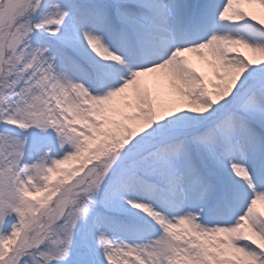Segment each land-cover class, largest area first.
<instances>
[{"label": "snow or ice", "instance_id": "1", "mask_svg": "<svg viewBox=\"0 0 264 264\" xmlns=\"http://www.w3.org/2000/svg\"><path fill=\"white\" fill-rule=\"evenodd\" d=\"M0 264H264V0H0Z\"/></svg>", "mask_w": 264, "mask_h": 264}]
</instances>
